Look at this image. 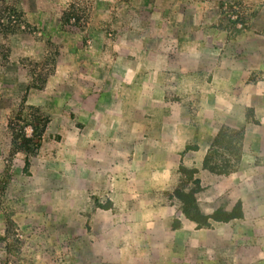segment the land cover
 <instances>
[{"label": "crops", "instance_id": "1", "mask_svg": "<svg viewBox=\"0 0 264 264\" xmlns=\"http://www.w3.org/2000/svg\"><path fill=\"white\" fill-rule=\"evenodd\" d=\"M82 1L84 25L65 29ZM108 3L21 0L40 38L8 36L0 59V181L26 204L13 222L57 230L72 264H264V0H238L231 47L193 0H127L121 15ZM20 60L52 70L41 88ZM23 94L47 120L33 155L8 124ZM222 130L238 155L214 146ZM214 149L229 174L204 168ZM175 192H194L203 217L239 216L198 229Z\"/></svg>", "mask_w": 264, "mask_h": 264}, {"label": "rangeland", "instance_id": "2", "mask_svg": "<svg viewBox=\"0 0 264 264\" xmlns=\"http://www.w3.org/2000/svg\"><path fill=\"white\" fill-rule=\"evenodd\" d=\"M99 1L109 2V6H114L119 15L127 11L125 9L127 0ZM193 3L198 8L207 7L211 12L217 13L216 23L225 32L228 47H231L238 37V20L244 21L248 10L247 5L238 3V0H205L204 5L203 0H193ZM89 11H91L89 4L82 1V4H79L71 13L72 16L66 23L65 29H81ZM14 33H29L35 35L36 39L40 38L36 27L27 23L21 0H0V59L2 62L8 58L10 52L6 47L8 36ZM2 69L6 71L5 68ZM51 72L52 70L46 67H39L38 64L20 60L19 78L21 81H30L32 88H41ZM19 99L18 112L9 118L8 124L14 130L13 143L18 145V148L15 147V149L33 155L41 145L42 131L47 120L35 115V112L25 105L24 94ZM25 125H30L35 130L33 138L26 137L23 131ZM8 164L7 162L5 166ZM2 182L0 181V212L4 216V226L0 232V264H72L74 261L73 249L64 250L61 246V250H59L57 230L50 232L49 225L41 220L37 225H28L24 229L19 228L13 222L12 218L17 212H21L26 204L18 199L12 203L7 197V193L4 192L5 186ZM73 240V237H67L65 241L62 240V244L66 243L69 246ZM226 259L230 258L226 256ZM260 261L264 260L260 259ZM227 264L229 263L227 262ZM230 264H234V262L232 261Z\"/></svg>", "mask_w": 264, "mask_h": 264}, {"label": "trees", "instance_id": "3", "mask_svg": "<svg viewBox=\"0 0 264 264\" xmlns=\"http://www.w3.org/2000/svg\"><path fill=\"white\" fill-rule=\"evenodd\" d=\"M26 126V125H25ZM30 126V125H29ZM24 127V126H23ZM33 130V128H32ZM35 136V130H33L32 137ZM228 133L226 130H222L218 133L216 139L214 140V146L216 148H222L224 151L230 152L231 154L238 155V140L235 141L236 144H231L229 141ZM233 142V141H232ZM204 168L207 169L210 173L216 175H226L232 171V165L228 159L222 158V155L219 154L217 149L212 150L204 162ZM194 192H175V197L182 204V213L189 221H192L196 224L198 229L210 227L211 222H222L227 221L228 219L238 218L239 208L236 206L231 215H224L222 213H216L210 217H203L199 214L198 207L196 205Z\"/></svg>", "mask_w": 264, "mask_h": 264}, {"label": "built area", "instance_id": "4", "mask_svg": "<svg viewBox=\"0 0 264 264\" xmlns=\"http://www.w3.org/2000/svg\"><path fill=\"white\" fill-rule=\"evenodd\" d=\"M242 27L243 26H242L241 22L238 20V29L242 30ZM23 131H24V133H25L27 138H31L32 137L33 130H32L31 126H29V125L24 126L23 127Z\"/></svg>", "mask_w": 264, "mask_h": 264}]
</instances>
